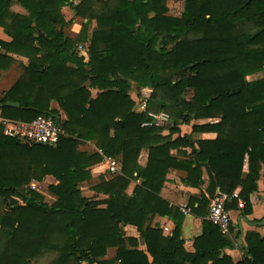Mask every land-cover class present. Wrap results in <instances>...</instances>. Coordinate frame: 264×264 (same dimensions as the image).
Segmentation results:
<instances>
[{
    "label": "trees",
    "instance_id": "16d2710c",
    "mask_svg": "<svg viewBox=\"0 0 264 264\" xmlns=\"http://www.w3.org/2000/svg\"><path fill=\"white\" fill-rule=\"evenodd\" d=\"M169 1L184 2L180 17L168 15ZM16 2L28 15L9 11ZM65 6L96 23L87 64L75 52L77 43L87 41V26L77 40L70 37L61 14ZM0 27L13 39L0 41V69L12 64L4 51L31 60L0 100L2 117L31 122L48 115L59 121L51 109L54 100L67 115L57 148H25L0 133V197L8 204L0 213V264H35L49 254L54 255L49 264H235L222 253L231 240L206 219L210 200L204 193L190 201L191 211L204 219L194 254L184 248L180 222L165 236L153 220L174 219L177 212L160 197L168 173L183 171L184 182L198 188L204 164L228 196L227 209L238 202L232 196L241 188L250 213L264 160V78L247 77L264 72V0H0ZM88 84L101 91L96 99ZM134 86L149 112L171 117L169 126L143 127L149 118L134 111ZM206 119L220 122L195 125L193 132L215 131V141L163 136ZM82 141L101 153L80 152ZM144 149L149 157L141 167ZM104 158L118 161L121 171L91 188L108 199L91 201L81 186L92 181L88 169ZM47 176L59 181L49 187L57 198L52 205L40 193L23 190ZM131 182L139 184L128 196ZM126 226L137 228L147 252L138 249L139 240L125 236ZM245 241L246 257L239 264H264V237L249 232ZM112 248L115 257L106 260Z\"/></svg>",
    "mask_w": 264,
    "mask_h": 264
},
{
    "label": "crops",
    "instance_id": "0c3cea01",
    "mask_svg": "<svg viewBox=\"0 0 264 264\" xmlns=\"http://www.w3.org/2000/svg\"><path fill=\"white\" fill-rule=\"evenodd\" d=\"M12 14L16 15H28V12L26 9H24L19 3H14L10 7L9 10ZM61 14L63 15L67 26L65 27L66 33L72 37L73 39L77 40L80 35L82 34L84 27L87 26V41L84 43L81 42L82 47L87 46L90 48V40L92 37V33L95 30L96 23L92 22L90 24L87 23L86 20H82L80 18H77L74 14V11L69 7L65 6L61 9ZM65 15L69 16V20L66 19ZM73 27V29H72ZM12 37L9 36L5 29L3 27H0V41L5 44H10L12 42ZM78 44V43H77ZM75 52L77 53L78 57L83 60L85 64L89 63L90 61V53L88 54L86 52L82 53L80 52V49H75ZM4 54H6L11 60L12 64L5 69H0V100L3 99V97L7 94V92L14 86V84L17 82V80L23 75L24 68L28 67L31 63V60L27 57L18 55L16 53H7L4 51ZM263 72L251 75L247 77V81L252 82L256 80L263 79L264 76L261 75ZM253 78L249 80V78ZM89 92L91 93V98L96 99L98 95L101 93L99 89L90 88L89 84L87 85ZM132 99L134 100L136 106L134 111L136 113H143L141 110V105L143 102H146L147 104V110H148V102L144 100L143 98H139L137 94L130 93ZM19 104V103H17ZM20 105V104H19ZM51 109L56 110L59 114V122L60 124L65 123L67 121V115L59 106V104L54 100L51 102ZM0 116L1 110H0ZM58 122V121H57ZM220 122L219 119H206V120H199V121H192L189 125H181L179 127V132L174 133L171 135L169 130H165L163 132V136L168 137L171 136V140L175 141L177 138L189 136L192 138L193 142L198 141H215L218 138V134L215 131L207 130L203 133L193 132V126H203V125H215ZM170 125V124H169ZM167 125V126H169ZM78 138V135L75 136ZM25 148H30L28 146L23 145ZM80 152L83 153H94L98 152L101 153L94 143L89 141H82V144L79 146ZM184 152H187L188 154H191L192 150L190 148L182 149ZM171 154L176 156L178 154V150H172ZM148 157H149V151L147 149L142 150L141 155L139 157L138 163L141 167H146L148 163ZM118 162V161H117ZM118 173L117 174H111L109 172V165L107 163V158H104V160L101 163L95 164L91 166L88 171H90L92 175V181L91 185L89 183H85L84 185L88 186L86 194L84 195L83 191L82 194L85 198L91 200V201H104L108 199L107 195L100 194L98 192H95L92 190V186L100 182L101 178L111 179L113 176H116L120 174L121 171V165L118 162ZM259 179L257 181V190L254 192L250 197V202L252 205V209L250 213H246V208L244 201L239 197L241 193V188H238L235 193L233 194L232 198L235 200H238L237 203H233L231 206V209L229 210L231 215V227H230V235L228 238L231 240L232 247L224 249L222 252L224 255L230 257L232 261L235 264H239L243 261V259L246 257L245 255V249H246V241L245 237L246 234L249 232H255L259 234L262 238L264 237V160L259 161ZM186 173L183 171H170L167 175L166 182L161 190L160 197L165 200L170 207L177 210L174 211V219L170 217H160L156 216L153 220V225H158L164 232L165 236H172L174 234V231L176 229V223H181V239L184 241V248L187 253L194 254L195 253V240L203 235V218L196 216L190 208V201L192 199L199 198L202 193L206 195V197L209 199L206 189L209 184V178L207 175V172L205 168H203V184L196 188L192 187L191 185H188L184 182ZM248 176V166H244V171L241 175V179L244 181L247 179ZM59 184V181L53 177V176H47L42 181H32L30 184H26L23 186L24 191L33 190L44 197L45 203L48 205H52L56 202L57 198L50 193L49 187L50 186H56ZM139 184V182H131L130 186L128 187L126 193L128 196H131L133 194V191L135 187ZM217 188L219 192L221 193L220 188L217 185ZM45 189V190H43ZM82 190V186H81ZM210 200V199H209ZM1 203L4 205V208L0 210V213H3L7 210L8 204L4 203L2 198L0 197ZM15 201L19 205H25V201L20 198H15ZM239 203H242L244 205L243 209L239 208ZM104 208V206H103ZM208 217V215H207ZM206 219L208 220V218ZM123 231L125 233V236L127 238H133L136 240H139V250H142L144 252H147V248L144 245V243L140 240V233L138 232L136 227L133 226H126L123 228ZM116 254V249H109L108 254L106 256V260H112L115 257V254L110 257V254ZM150 258V257H149ZM152 259L150 258V261Z\"/></svg>",
    "mask_w": 264,
    "mask_h": 264
},
{
    "label": "built area",
    "instance_id": "2783aa9c",
    "mask_svg": "<svg viewBox=\"0 0 264 264\" xmlns=\"http://www.w3.org/2000/svg\"><path fill=\"white\" fill-rule=\"evenodd\" d=\"M143 113L147 114L149 120L143 124V127H151L155 124L169 125L172 123L171 117L165 112H149L146 102L140 106ZM0 133L4 136L18 140L23 145H57L60 138L64 135L58 122L48 115H40L31 122L10 120L0 116ZM109 172L118 173L119 164L117 161L107 158ZM228 196L217 193L210 200L208 220L217 226L221 233L228 237L230 235L231 215L227 209ZM244 205L239 203V208L243 209Z\"/></svg>",
    "mask_w": 264,
    "mask_h": 264
},
{
    "label": "rangeland",
    "instance_id": "374dc122",
    "mask_svg": "<svg viewBox=\"0 0 264 264\" xmlns=\"http://www.w3.org/2000/svg\"><path fill=\"white\" fill-rule=\"evenodd\" d=\"M184 5L185 4H184L183 1H169V2H167V7L169 9L168 15L169 16H172V17H180L182 15L183 11H184ZM65 17H66L67 20H69V18H70L68 15L67 16L65 15ZM72 29H73V27H72ZM76 49H78V50L80 49L81 54L82 53H85L86 54V52L89 54V48L87 46H83L82 47L81 43H78L77 44ZM261 75L264 76V72ZM251 79H253V78L252 77L249 78V80H251ZM131 93L134 94V95L135 94L138 95V90H137L136 86H134V89L132 90ZM190 97H191V95H190ZM87 185L90 186L91 185V182H90V184H87ZM87 187L88 186H86L84 184L82 185V191H83L84 195L86 194ZM43 190H45V189H43ZM44 198L47 200L46 197H44ZM3 208H4V205L0 201V210H2ZM114 254L111 253L110 254V257L113 256ZM53 258H54V255L53 254H49V255H46L44 258L40 259L35 264H49L53 260ZM83 264H87V263H83Z\"/></svg>",
    "mask_w": 264,
    "mask_h": 264
},
{
    "label": "water",
    "instance_id": "95a60500",
    "mask_svg": "<svg viewBox=\"0 0 264 264\" xmlns=\"http://www.w3.org/2000/svg\"><path fill=\"white\" fill-rule=\"evenodd\" d=\"M6 105L8 107L20 108L19 104L13 103V102H7ZM58 124H59L60 129L63 130V126H62V124H60L59 121H58ZM25 146L30 147L29 145H25ZM53 147L57 148V145H54ZM202 166L205 168L207 175H208V178H209V184H208V187L206 189V193H207L209 199L211 200L214 197L215 193L219 192V190L217 188L216 180H215V177H214L210 167L206 164H204Z\"/></svg>",
    "mask_w": 264,
    "mask_h": 264
}]
</instances>
